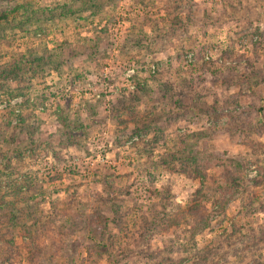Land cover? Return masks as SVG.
<instances>
[{
    "label": "rangeland",
    "instance_id": "374dc122",
    "mask_svg": "<svg viewBox=\"0 0 264 264\" xmlns=\"http://www.w3.org/2000/svg\"><path fill=\"white\" fill-rule=\"evenodd\" d=\"M95 1L0 0V235L25 203L73 239L35 264H264V0Z\"/></svg>",
    "mask_w": 264,
    "mask_h": 264
},
{
    "label": "trees",
    "instance_id": "16d2710c",
    "mask_svg": "<svg viewBox=\"0 0 264 264\" xmlns=\"http://www.w3.org/2000/svg\"><path fill=\"white\" fill-rule=\"evenodd\" d=\"M92 3H93V0H72V2L70 3V6L76 10L77 9L84 10L85 8L95 10V6L99 5V2L95 1L93 4ZM63 5H64L63 6L64 8L67 7V3ZM18 10H19V6H16L10 11V13L18 11ZM10 13L9 12L0 13V26L1 25L5 26L8 24ZM18 116H19L18 123H20L23 119L21 120L20 114ZM7 125L8 124L6 123L0 126V136L7 128ZM16 191H18V188H16L14 192L12 193L15 194ZM0 200H2L1 196H0ZM24 201H26V199H24ZM108 204L109 206H107V212L110 213L111 216L109 217V219L105 220V222L103 220V223L96 222L93 226H91L89 225L88 221H83V224L81 227V235H80L81 240H79L80 243L82 242V240L86 238H88V240L96 241L100 243L101 245H106L107 242H110L112 244L116 242V238L118 235L117 233L121 232L124 229L122 226L123 221L118 213L119 205L114 200H111V199L108 200ZM185 213L189 215L197 216L195 209H187ZM179 215L182 216L183 213H179ZM48 222L49 221H47V223L43 222L42 218L39 215H35L24 203L23 209L21 211L16 210L14 215L11 216L10 227H9V230L6 231L9 238L5 240L3 238V235L2 234L0 235V242L2 245H4L3 249L12 251L13 258L18 257L21 254L20 246H17V244L13 242V239H15V237L27 238V240L30 243V248L27 249L28 246H25L24 254L26 257V262L28 264H35L34 263L35 259L37 260L38 257L43 258L45 256L43 253L45 248L52 247L54 252L58 253L63 248H66L68 246L71 247V244L73 243V239L70 237V235H66V233L64 232L61 226H58L56 230H54V233H53V231L50 230V226L48 225ZM99 224H102V228H99L100 226ZM149 224L151 223L148 222L145 225L142 224L141 227L145 228V230L148 231L147 229H150ZM199 224H200V221L196 223V226H198ZM108 226L115 227L116 232H112L111 229H108L107 233H105V228L107 229ZM126 236L129 237L128 235ZM55 241L59 242V246L57 248L56 246L53 247V243H55ZM114 245H112L114 249L117 248ZM208 254H210V252L208 251L206 252L197 251L189 255V258H192V260L194 261H200L204 263L208 260ZM7 255H10V254H7ZM59 258L61 259V257ZM63 258L64 259H62V261H65L66 257L63 256ZM52 260L53 261L57 260V257H55L54 254L51 259H50V256L48 257L47 262L48 263L49 261L52 262ZM163 260H166V262H173L172 259L167 258L166 256H163V257H158L157 263L158 262L161 263V261ZM37 263H38V260H37ZM41 264H44L43 260H41Z\"/></svg>",
    "mask_w": 264,
    "mask_h": 264
}]
</instances>
